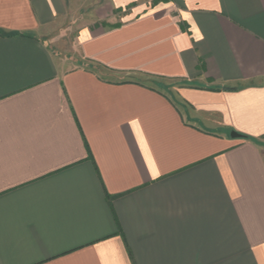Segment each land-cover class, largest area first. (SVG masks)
<instances>
[{"label": "crops", "instance_id": "obj_1", "mask_svg": "<svg viewBox=\"0 0 264 264\" xmlns=\"http://www.w3.org/2000/svg\"><path fill=\"white\" fill-rule=\"evenodd\" d=\"M0 264H264V0H0Z\"/></svg>", "mask_w": 264, "mask_h": 264}, {"label": "rangeland", "instance_id": "obj_2", "mask_svg": "<svg viewBox=\"0 0 264 264\" xmlns=\"http://www.w3.org/2000/svg\"><path fill=\"white\" fill-rule=\"evenodd\" d=\"M65 29L68 30V31L70 32L69 34H71V36H72L73 33H74V35L76 34L77 27L73 28L72 26H70L68 29L64 27V30H63V31H64V34H65V37H66V34H67V33H66ZM153 82H155V83L157 82L156 84H158V86H161V85H160V84H161V83H160L161 81H156V80H152V81H150V83H153ZM159 83H160V84H159Z\"/></svg>", "mask_w": 264, "mask_h": 264}, {"label": "water", "instance_id": "obj_3", "mask_svg": "<svg viewBox=\"0 0 264 264\" xmlns=\"http://www.w3.org/2000/svg\"><path fill=\"white\" fill-rule=\"evenodd\" d=\"M231 136L234 138V139H237V138H241L242 136H240L239 134H237V133H235V132H233L232 134H231Z\"/></svg>", "mask_w": 264, "mask_h": 264}, {"label": "trees", "instance_id": "obj_4", "mask_svg": "<svg viewBox=\"0 0 264 264\" xmlns=\"http://www.w3.org/2000/svg\"><path fill=\"white\" fill-rule=\"evenodd\" d=\"M158 3V0H154V5Z\"/></svg>", "mask_w": 264, "mask_h": 264}]
</instances>
